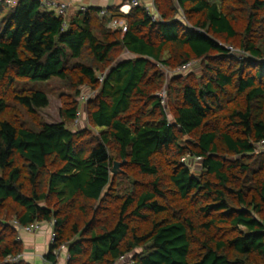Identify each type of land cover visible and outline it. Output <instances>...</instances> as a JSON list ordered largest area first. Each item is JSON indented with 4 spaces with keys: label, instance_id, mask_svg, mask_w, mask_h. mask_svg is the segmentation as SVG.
<instances>
[{
    "label": "trees",
    "instance_id": "16d2710c",
    "mask_svg": "<svg viewBox=\"0 0 264 264\" xmlns=\"http://www.w3.org/2000/svg\"><path fill=\"white\" fill-rule=\"evenodd\" d=\"M152 3L156 21L143 4L65 18L0 2V264H31L6 260L24 250L14 220L55 221L51 262L65 244L66 264H264V0ZM194 61L199 74L170 73ZM52 79L97 90L83 109L96 133L69 128L72 96L60 122L36 114ZM115 159L138 179L124 198Z\"/></svg>",
    "mask_w": 264,
    "mask_h": 264
},
{
    "label": "built area",
    "instance_id": "2783aa9c",
    "mask_svg": "<svg viewBox=\"0 0 264 264\" xmlns=\"http://www.w3.org/2000/svg\"><path fill=\"white\" fill-rule=\"evenodd\" d=\"M2 2H4V4L8 7L14 5L16 3V0H2ZM38 2L40 3V6L42 8H45L47 10H51L53 11L56 15L64 17L66 14V10H67V4L64 2H58L56 0H38ZM140 4L138 0H130V1H124L123 4H121L119 6V12L123 15L127 14L128 11L130 10L131 7L136 6ZM147 13L150 15L151 19L153 21H156L158 19V15L155 12V9L152 6H145ZM85 7H82L80 10H84ZM105 9H101V11L99 12V14L101 16L105 15ZM108 27L111 29H121L122 32L126 31V24H125V20L124 19H112L109 23H108ZM226 49H228L230 51V53H238V50H235L233 47L231 46H225ZM193 62H188L186 64H184L183 66L174 69L173 71H170V73H180L183 72L185 70L191 69V67ZM161 69L164 70L165 72H168L162 65H160ZM104 77V73L103 74H99L98 78L99 81L102 82V79ZM86 88V87H85ZM97 94V90H92L89 88H86L85 92H82L77 101L79 104L78 107V111L75 114V118L71 124V126H77L81 123V120L83 119V109L85 104L90 100L93 99ZM160 97L162 99V102H164V98H165V90H162L160 92ZM258 147H264V141H261L258 145ZM196 160H199L200 157H196ZM54 220L47 222V223H41V222H32L30 224L27 225H19L15 220L12 222L17 229L22 232V233H26V234H33L36 233L38 231H40L43 227V224H46L49 227V240H48V246H47V251L48 252V247L51 243H53V241L55 240V233L53 232V225H54ZM51 254L52 256L55 257L56 262H51L49 260H46L44 258L43 255V260L45 262V264H58L59 261H64L65 263L68 261L69 259V254L67 252V246L65 244H62L61 246L57 247V248H53L51 250ZM23 257V254H19L16 256H12V257H8L6 260L7 261H11V262H15L18 261L19 259H21ZM125 258L124 257H120L118 259L117 262L113 263V264H131V262L129 261L128 263L125 262Z\"/></svg>",
    "mask_w": 264,
    "mask_h": 264
},
{
    "label": "rangeland",
    "instance_id": "374dc122",
    "mask_svg": "<svg viewBox=\"0 0 264 264\" xmlns=\"http://www.w3.org/2000/svg\"><path fill=\"white\" fill-rule=\"evenodd\" d=\"M15 1V0H14ZM17 1V0H16ZM126 1V0H125ZM130 1V0H128ZM3 8H1V11L6 13L7 10L9 9L7 6L2 5ZM232 54H236V53H232ZM127 56L126 52H121L119 54V58H125ZM193 66L191 67V69L189 70V72H194V74H199L200 73V63L198 61H194ZM188 72V71H187ZM37 87L41 88L47 95L48 97V104L46 107L43 108H39L36 109V114L39 115L41 117V119L43 121H46L47 123H55V122H60L61 118H60V108L62 107L63 104V100H65L67 98V96H72L75 99H78L79 95L82 92L86 91L85 87H79L77 89V92H75V90L69 88L66 83L61 82L57 79H52L50 81H48L47 83H45L44 85H37ZM15 111L16 113H14L15 115L19 116L21 119L23 118V112L20 111V109L18 110L17 107H13L12 108V112ZM11 112V114H12ZM82 122V124L77 125V126H69L70 129H82V128H86L89 127L87 121H86V117ZM90 128V127H89ZM91 129V128H90ZM91 131L93 133H96L95 129H91ZM260 150H264V147H257L256 151H260ZM186 161V164L191 168L192 173L195 174V170L198 168L200 162L199 160H196L195 158H188L185 157L184 159ZM115 162H122L119 161L117 159L114 160ZM119 172L118 173H110L112 176V192L113 195H115L118 198H124V196L129 193L132 189H133V183L135 181L134 180H138L137 178H133L131 176H129L128 174H126L125 170L123 169V166L120 165L118 167ZM125 172V173H123ZM44 227V224H43ZM139 251V250H137ZM131 257V256H129ZM128 257V259L125 260L126 263L129 262L130 258Z\"/></svg>",
    "mask_w": 264,
    "mask_h": 264
},
{
    "label": "crops",
    "instance_id": "0c3cea01",
    "mask_svg": "<svg viewBox=\"0 0 264 264\" xmlns=\"http://www.w3.org/2000/svg\"><path fill=\"white\" fill-rule=\"evenodd\" d=\"M2 0H0L1 2ZM67 4L65 18L79 11L82 7L98 6L107 7L109 5H121L125 0H56ZM128 1V0H127ZM144 6H152V0H138ZM127 53V52H126ZM128 54V53H127ZM49 227L44 224V227L33 234H20V240L23 243V257L31 264H45L43 255L47 251L49 240ZM58 264H66L64 261H59Z\"/></svg>",
    "mask_w": 264,
    "mask_h": 264
},
{
    "label": "water",
    "instance_id": "95a60500",
    "mask_svg": "<svg viewBox=\"0 0 264 264\" xmlns=\"http://www.w3.org/2000/svg\"><path fill=\"white\" fill-rule=\"evenodd\" d=\"M124 162H125V161H122V162H113V165H112V167H111V169H110V172H111V173H118V172H119L118 167H119L120 165H122Z\"/></svg>",
    "mask_w": 264,
    "mask_h": 264
}]
</instances>
